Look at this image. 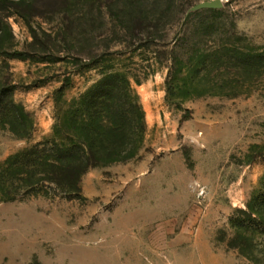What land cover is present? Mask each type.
Listing matches in <instances>:
<instances>
[{
  "label": "rangeland",
  "instance_id": "374dc122",
  "mask_svg": "<svg viewBox=\"0 0 264 264\" xmlns=\"http://www.w3.org/2000/svg\"><path fill=\"white\" fill-rule=\"evenodd\" d=\"M208 1L125 0L157 31L123 43L120 13H98L116 0H73L70 23L34 20L54 39L37 55L21 18L1 23L31 57L0 58V92L23 125L15 135L13 109L0 112V170L19 164L13 200L0 201V264H264V0L198 8ZM104 74L128 78L131 95L92 99ZM108 108L127 134L142 114L131 159L90 168L71 192L18 182L55 145L79 152L86 115Z\"/></svg>",
  "mask_w": 264,
  "mask_h": 264
},
{
  "label": "trees",
  "instance_id": "16d2710c",
  "mask_svg": "<svg viewBox=\"0 0 264 264\" xmlns=\"http://www.w3.org/2000/svg\"><path fill=\"white\" fill-rule=\"evenodd\" d=\"M73 0H0V25L4 20H9L11 17L21 18L27 28L29 29L33 41L29 44L28 49L36 53H50V43L54 42L53 33L46 32L41 28L34 27V20L37 18H44L50 15H70L68 18L63 19L64 22H71V2ZM112 1V0H111ZM125 0H116V5L109 2L107 5L100 6L99 15L103 18L112 19L120 13L122 21L120 28L122 29L123 36L118 38L119 41L127 43V38L135 37L139 34H147L152 36L151 31L155 32L157 29L156 22L149 18L144 9L138 5L132 6L125 5ZM116 7L114 8L112 7ZM103 11V12H102ZM116 11V12H114ZM64 24V23H62ZM65 34L70 33L71 25L63 26ZM60 29V31H63ZM4 28L0 26V58H20L26 59L31 57L28 52L14 51L13 43L14 38L12 31L9 32V37H4ZM157 31V30H156ZM65 38L64 40H67ZM104 83L100 91V95H93L91 98L95 99L101 96L108 102H123L127 96L131 95L132 87L130 80L124 75L118 74H104ZM2 91V90H0ZM8 93V91H5ZM5 92H0V112L3 113L7 110L8 105L13 109L10 113L8 122H5L10 127V131L15 135L21 136L22 113L15 110L12 102L6 101ZM104 111L106 115L104 116ZM103 120L91 119L89 114L87 124L83 130V138L80 141L79 152L67 148L65 145H55L56 148L50 150L54 152L49 157H42L40 160V170L36 173H30L28 166L22 165L19 168L18 182L24 184V187H32L40 182L54 183L57 186L64 187L67 191H75L78 189L79 181L90 168L100 164H108L115 162H124L131 159L134 151L130 148V136L132 131H143V117L139 114L136 127L130 126L129 134L121 126L119 127L112 121L111 108L103 109ZM114 112H112L113 114ZM90 118V119H89ZM90 121V122H89ZM4 126V125H3ZM60 146V147H59ZM21 164V163H20ZM19 164L16 162H7L6 168L0 170V201L13 200L12 192H7L12 183V175L10 171ZM25 177H34L32 180ZM10 182V183H9Z\"/></svg>",
  "mask_w": 264,
  "mask_h": 264
},
{
  "label": "water",
  "instance_id": "95a60500",
  "mask_svg": "<svg viewBox=\"0 0 264 264\" xmlns=\"http://www.w3.org/2000/svg\"><path fill=\"white\" fill-rule=\"evenodd\" d=\"M222 7L223 5L220 0L208 1L198 6V8H202V9H221Z\"/></svg>",
  "mask_w": 264,
  "mask_h": 264
}]
</instances>
